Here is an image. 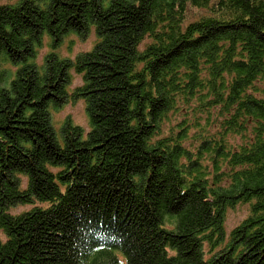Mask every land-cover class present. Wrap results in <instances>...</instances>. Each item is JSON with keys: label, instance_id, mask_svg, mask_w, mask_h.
Returning a JSON list of instances; mask_svg holds the SVG:
<instances>
[{"label": "trees", "instance_id": "obj_1", "mask_svg": "<svg viewBox=\"0 0 264 264\" xmlns=\"http://www.w3.org/2000/svg\"><path fill=\"white\" fill-rule=\"evenodd\" d=\"M0 230V264H264V0H0Z\"/></svg>", "mask_w": 264, "mask_h": 264}, {"label": "rangeland", "instance_id": "obj_2", "mask_svg": "<svg viewBox=\"0 0 264 264\" xmlns=\"http://www.w3.org/2000/svg\"><path fill=\"white\" fill-rule=\"evenodd\" d=\"M15 1L16 0H1V2L3 3H11ZM204 14H206L205 9L189 5L186 13V22L198 19L200 16ZM96 41H97V37L94 30H91L86 37L69 35L63 41V43L58 47L57 50L62 56H68L74 58L77 54L90 50L94 46ZM145 41L148 42V40ZM50 51L51 50L49 44L47 43L44 44L43 47L40 48L39 50L37 63L41 64L43 62L44 56ZM10 66H11L10 64L3 65V67L5 68ZM14 68L15 66H12V70ZM82 84H83L82 75L76 73L75 71H72V79L70 85L68 86L69 92H73L78 86ZM184 112L185 111H179L174 113V115L170 118L169 123L166 124V128H165L166 131L169 128V125L171 124L173 125L181 120ZM188 116H189L188 120L194 119V117L191 114H189ZM67 119H70L75 125L81 126L85 130V132H88L90 130L89 118L86 112V102L83 98H77V99L70 98L61 108L54 110V112H52V122L56 129L61 128L64 121ZM211 126H212V130L215 131L216 128L215 126H217V119L216 121H213L211 123ZM191 132H193V129L191 130ZM230 139L233 140L234 138L230 137ZM186 144L189 145L191 144V142L188 140ZM23 183H25V180L23 181ZM32 207L33 206L30 204L18 205L16 207L11 208L10 212L12 214H18L26 210H29ZM249 213H250L249 203H239L234 207L228 208L226 211V221H225L227 234H229L234 227H236L239 223H241L243 219H245L248 216ZM0 238L2 240L6 239L5 234L1 230H0Z\"/></svg>", "mask_w": 264, "mask_h": 264}]
</instances>
